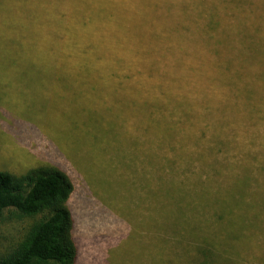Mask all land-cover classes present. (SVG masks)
<instances>
[{
	"label": "trees",
	"instance_id": "obj_1",
	"mask_svg": "<svg viewBox=\"0 0 264 264\" xmlns=\"http://www.w3.org/2000/svg\"><path fill=\"white\" fill-rule=\"evenodd\" d=\"M0 53L4 64L45 65L75 83L77 100L85 94L88 101L77 108L83 119L70 138L74 149L106 153L112 144L128 167L144 154L154 170L163 169L181 162L188 142L211 128L224 133L264 122V0H0ZM127 124L144 137L118 131ZM164 146L175 151L165 166L156 156ZM244 171L228 189L218 183L213 191L212 182L197 192L195 183L192 196L159 176L163 186L142 200L157 202L158 212L163 204L152 195L168 200L174 229L187 222L205 230L188 242L174 231L166 235L188 245L194 261L249 259L248 252L264 259V198L250 191V169ZM66 172L0 170V221H30L22 240L0 253V264L77 263V224L108 208L87 179L80 205L72 206L77 189Z\"/></svg>",
	"mask_w": 264,
	"mask_h": 264
},
{
	"label": "rangeland",
	"instance_id": "obj_2",
	"mask_svg": "<svg viewBox=\"0 0 264 264\" xmlns=\"http://www.w3.org/2000/svg\"><path fill=\"white\" fill-rule=\"evenodd\" d=\"M204 20L200 18V23ZM192 27L187 32L191 39L197 36L196 28ZM36 46L43 48L41 42ZM2 56L0 53V170L22 175L47 166L59 167L67 171L76 186L72 206L80 205L78 190L85 188L84 179L106 199L107 211L93 217L89 211L76 226V264H264V259H255V252H248L249 259H204L203 262L190 259V247L175 243L174 235L170 238L166 235L174 231L188 242L191 236H205V230L195 226L196 233L187 222H182L181 229L180 226L174 229V214L166 209L168 200L152 195L153 200L162 202L161 212L157 202L143 203L142 200L151 190L158 191L163 186L159 176L166 178L168 185L173 183L192 196L195 183L197 192L202 187L210 188L212 182L213 191L218 183L228 189L245 174V167L250 169V191L260 192L264 198V122L260 125L244 122L223 130L224 133L211 128L206 137L188 142L182 149L185 155L181 162L166 168L154 170L145 162L144 154L131 162L129 168L128 161L119 158L120 153L112 144L106 146V153L92 146L74 149L70 138L83 119L77 108L88 101L85 94L77 100L80 92L75 83L61 81L57 69L45 68V65H8L2 62ZM46 71L54 75L47 76ZM63 93L69 97L60 100ZM71 98L77 101L76 105L71 104ZM203 99L202 93L196 95L197 101ZM86 117L94 118L89 113ZM129 130L134 137H144L141 130L129 128V124L118 131L125 134ZM217 136L221 137L218 141ZM126 143L123 144L125 151ZM174 153L171 146L156 149V156L164 166ZM105 171L108 177H104ZM200 216L209 215L204 212ZM28 225L29 220L0 221V253L22 240ZM258 233V242L264 244V231Z\"/></svg>",
	"mask_w": 264,
	"mask_h": 264
}]
</instances>
